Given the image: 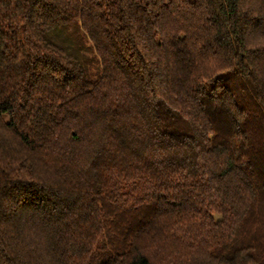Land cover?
I'll list each match as a JSON object with an SVG mask.
<instances>
[{"label": "trees", "instance_id": "1", "mask_svg": "<svg viewBox=\"0 0 264 264\" xmlns=\"http://www.w3.org/2000/svg\"><path fill=\"white\" fill-rule=\"evenodd\" d=\"M0 264H264V0H0Z\"/></svg>", "mask_w": 264, "mask_h": 264}]
</instances>
